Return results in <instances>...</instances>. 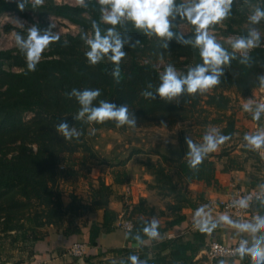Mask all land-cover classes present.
I'll return each mask as SVG.
<instances>
[{
	"label": "trees",
	"instance_id": "1",
	"mask_svg": "<svg viewBox=\"0 0 264 264\" xmlns=\"http://www.w3.org/2000/svg\"><path fill=\"white\" fill-rule=\"evenodd\" d=\"M19 2L24 3L25 8H42L47 13L81 26L90 32V40L95 35L92 22L96 21L102 36L108 35L107 30L114 28L113 39L118 37L121 41H128L122 48L126 55L120 61L121 72L117 82L112 75L116 65L111 61L110 53L99 63L91 64L85 55L90 51V46L88 44L84 46V38L82 39L80 34L76 36L57 34L50 29L47 22L34 20L25 10H20L18 1L0 0V13L17 12L33 27L40 29L41 35L47 31L51 36L59 37V40L51 42L44 49L35 70L28 68L26 54L18 45L0 50V239L8 240L21 250L28 249L33 254L34 245L43 241L47 235L44 228L55 227L62 236L84 235L89 244L93 245L101 233L112 231L113 223L117 219L118 214L108 206L112 189L102 181L97 187L90 188V206L92 210H102L101 221H92L88 224L86 220H77V215L73 216L71 210L76 209L73 207L76 201L78 208L85 206L75 194L64 195L58 183L66 174L74 173V168L69 165L71 164L69 158L76 151L72 141H76L77 138L66 140L56 131V125L66 121L82 134L89 126L106 129L119 127L111 120L102 124L89 123L86 117L83 120H75L74 116L79 112L81 105L74 96L70 98L68 93L73 89L82 91L98 88L101 95L93 101V105L99 106L100 100L113 102L117 106L127 103L130 112L137 118L136 126L158 123L162 118L169 117L188 119L185 111L191 112L202 94L199 92L195 95L189 94L185 89L170 102L160 99L159 96L157 99L145 98L142 92L146 90L155 93L162 82L160 80L162 73L152 63L140 62L137 59V51L148 43V46H152L157 52L184 56L186 59L192 58L193 64L178 74L184 76L189 68L203 63L200 49L194 47L196 31L181 33L177 28V22L182 17L174 13L169 17L172 19L170 31L174 33L172 40L159 37L158 41L150 44L148 34L136 28L128 19L114 26L104 22L101 19L102 6L98 0H84L86 7L57 4L53 0H47L46 4ZM175 3L190 7L182 0H175ZM235 4L236 0H232L230 9H233ZM84 14H88L89 19H86ZM15 30L19 35L22 32L19 28ZM239 32L243 38H248L249 31ZM27 35L28 33L24 32L23 37L26 38ZM178 36L191 40V43L187 45L177 43ZM165 43L168 47H164ZM131 44L136 46L133 48ZM225 50L234 58L230 63L220 66L223 71V75L219 77L220 83L211 88V92L204 94L206 104L220 109L226 106L227 98L223 93L215 92L216 90L235 88L241 95H245L254 88L264 87L261 82V77H264V45L253 47L247 54H238L228 48ZM15 67L17 70L13 69ZM208 74H211V69ZM149 83L153 85L151 88L148 87ZM187 107L191 109L187 110ZM29 113L30 116L27 115ZM248 119L260 125L262 116L260 114L257 120L249 114ZM234 130V121L228 119L222 130L223 135L232 136ZM184 149L181 148L176 157L161 156L160 162L151 161L146 164L147 169H152L154 177V183L150 187L156 189L161 197L172 198L165 206L166 210L172 213L171 218L165 222L164 227L159 226L160 234L169 228L180 226L185 221L181 209L193 205L187 195L188 183L193 181H202L206 185L217 183L214 176L215 163L210 156L206 155L202 163L196 168H191L189 161L192 157ZM62 154L67 158L62 157ZM89 155L94 157L92 151ZM226 156L229 164L235 162V156L227 154ZM63 162L66 164L65 168L60 165ZM123 163L120 162L116 166L121 167ZM171 169L175 171L177 178ZM127 180L128 174L124 168L116 172L115 183L121 184ZM64 197L70 200L65 203ZM250 211H255L260 216L264 215V197L251 201ZM158 213L164 214V211L160 210ZM153 214L154 208L140 199L133 206L131 212L133 228L125 233L124 247L112 250L118 255L117 258H107L97 263L131 264L129 256L135 255L141 260H146L147 264H196L194 258L208 245L207 231L202 233L197 230L191 234L190 239L174 237L156 242V239L149 238L144 232V228L151 222L149 217ZM84 228H87L86 232L83 231ZM260 235H264V231L257 233V236ZM137 236L140 237L139 241L136 239ZM251 241L252 239L250 244ZM87 255L88 261L90 258L101 256V254L91 256L89 252ZM224 264H251V258L245 256L241 259L236 254Z\"/></svg>",
	"mask_w": 264,
	"mask_h": 264
},
{
	"label": "rangeland",
	"instance_id": "2",
	"mask_svg": "<svg viewBox=\"0 0 264 264\" xmlns=\"http://www.w3.org/2000/svg\"><path fill=\"white\" fill-rule=\"evenodd\" d=\"M19 1L37 3V0ZM53 1L57 4L81 5V0ZM182 1L188 3L190 6L193 3L198 2V0ZM46 2L47 0H42V3L40 4H46ZM257 8L264 10V1L236 0L235 6L233 9H230L229 15L226 19L209 26V34L213 35L216 41L221 44L224 49L228 48L229 50L238 54H247L253 48L249 47L247 49H233V42L242 37L239 30H247L250 32V30L255 29L260 36L259 45H264V19H261L258 24H253L249 20V17ZM24 10L30 14L34 20H42L47 22L50 29L57 34H71L73 36L80 34L81 38H84V46L87 45L85 40H90V32L88 30L82 29L81 26L73 24L66 19L54 16L51 13H47L42 8L32 9L28 7ZM105 10L106 12L110 11V8ZM83 16L86 19H89L88 14H84ZM123 20H127V18H122L120 23L123 22ZM171 20L172 19L169 18V21ZM32 27L33 26L31 23H29L17 12L9 11L0 13V50L10 49L17 46V34L15 28H19L22 31L20 35L23 37L24 32L28 33L29 29ZM177 28L183 34H187L192 30L196 31V26L190 23L186 17H182V19L177 22ZM27 36L25 39H27ZM147 38L151 44V42L158 41L159 37L155 35H148ZM165 38L167 37H164V39ZM137 59L140 62L152 63L162 74L169 64L174 65L178 74L182 73L193 64L191 61L192 58L186 59L184 56L169 55L168 53L165 54L161 51L157 52L152 46L149 47L148 43L142 46L141 50L137 51ZM13 69L17 70L16 67ZM207 92H211V89H209ZM207 92L201 95L200 101L194 108L191 109L190 107H187V110L191 109V112L185 111L187 112L188 116V119L185 120L178 119L176 117H169L167 119L162 118L160 120L161 122L152 123L150 125L136 126L134 128L128 125L119 127L117 129L95 128L94 126L87 127L85 133H83L76 141H72L76 146V151L73 152L70 155L71 158H69L71 163L69 165L70 167L74 168V173L70 176L77 183V191L78 175L82 178H89L87 179V181H89L88 187L86 188L88 191L85 192L89 197L90 188L92 187V182L90 183V180L92 179L91 177L98 176L97 180L99 181L102 180L101 177L104 178L105 175L110 176V171L108 170L111 169V166H115L120 162H124L130 155L131 158H134V160L136 159L138 163L147 169L146 164L148 162H160L161 156H167L168 158L176 157L180 149L183 147L185 148L184 150L187 152V154H189L191 149L185 141L186 136L193 141L194 145L199 147L204 143L203 136L206 132L212 134L213 136L223 135L222 130L226 126L228 119H232L235 124L233 135L227 136L229 138L225 140L223 144L219 145L216 151L211 152L208 155L210 157L222 155L224 159L226 154L237 156L239 161H241L242 164L246 166V168H248L252 174H254V178L257 183L264 182V147L260 148L259 150H253L252 145L244 139L245 134L254 136L259 134L258 132L261 133L264 131L263 118L260 125L248 119L249 114L254 115L258 106L260 104H264V87L254 88L245 95H241L235 88L216 90L215 92L223 93V95L227 98V104L223 109L216 108L205 103L206 97L204 94ZM245 105L249 107V111L244 110ZM260 114L261 116H264V112H261ZM27 115L30 116V113ZM81 144L83 145L81 146ZM160 150L164 153H160ZM90 151H92L94 157L89 155ZM132 153L135 154L132 155ZM154 153H157L159 157L158 159L155 158ZM65 154H62L61 156H64ZM81 154L84 156V158H86L85 162L78 161V158L81 156ZM189 156L191 157L190 154ZM147 170L152 173V169L148 168ZM171 172L174 177L177 178L173 169H171ZM60 180L61 178L59 179L58 185L60 184ZM99 182L95 187L99 185ZM81 185L83 186V184ZM59 188L60 190H63H61V192L64 194L65 190L63 187L59 186ZM187 195L193 204L191 205V209L197 210L203 206L202 213L204 214L206 212V214L202 217L203 219L214 218L218 214L216 212L221 211L219 206L213 207V209L210 210V205H208L206 200L196 196L195 193H190L189 189ZM69 200V198L64 197L65 203ZM165 200L166 201L164 204L166 205L169 200H172V198L168 197L165 198ZM84 206L85 207L80 206L78 208V201L74 203L73 207L76 209L71 210V212L73 213V216L77 215V220H84L86 219L88 212L92 213V206H88L87 204H84ZM184 210L190 209L184 207L181 209V212H184ZM168 214L172 213L168 211ZM44 229L56 231L55 227H45ZM211 238L209 241L213 239L218 240L215 237ZM9 246L11 247V245H6L7 249ZM4 258H8L11 264L17 261L15 257L14 259L6 257V254H4ZM204 260H206L208 264L210 263L207 260L205 253Z\"/></svg>",
	"mask_w": 264,
	"mask_h": 264
},
{
	"label": "clouds",
	"instance_id": "3",
	"mask_svg": "<svg viewBox=\"0 0 264 264\" xmlns=\"http://www.w3.org/2000/svg\"><path fill=\"white\" fill-rule=\"evenodd\" d=\"M42 3V0H37V4ZM101 7V19L111 25H117L122 18H127L132 21L136 28L144 30L145 34L155 35L157 37H167L169 41L172 40L174 33L170 31L171 24L169 17L179 14L181 17H186L190 23L196 26V39L194 47L200 49V56L203 60L202 64H197L194 68H189L187 74L184 76L178 75L174 65L169 64L164 73L160 76L162 81L155 93L143 91L142 95L145 98L165 99L170 102L174 97L182 94L185 89L187 93L195 95L197 92L203 94L209 89L220 83L219 77L223 75L220 68L222 64L230 63L234 57H230L229 53L219 44L213 35H210L208 28L211 25L219 23L226 19L229 15L232 0H198L190 7L184 5H176L175 0H98ZM81 6L86 7L84 0H81ZM104 6H110V11L105 10ZM20 10L25 9V4L19 2ZM261 19H264V10L257 8L249 17L253 24H258ZM94 30V38L85 40L90 46V51L85 53L88 61L91 64H97L105 56L110 55L111 61L116 65L112 71L113 77L119 82L120 78V61L126 55L122 48L124 43L128 41H121L118 37L113 39L114 28L108 29V35L102 36L100 28L96 21L92 22ZM83 39V37H82ZM59 40V37L51 36L47 31L41 35L40 29L32 27L28 31L27 39L21 35H16V43L20 50L26 54L28 68L35 70L36 64L39 62L44 49L53 41ZM260 41L259 33L252 29L249 32L248 38H239L232 44L233 49H247L249 47H258ZM176 42L187 45L191 40L185 39L183 36L176 37ZM138 44L139 41H136ZM135 47V44H131ZM164 47H168L165 43ZM247 58H245L246 61ZM242 61V62H245ZM211 69V74H208ZM261 82L264 84V77H261ZM153 85L148 84L151 88ZM101 95L100 89H73L68 96L75 97L81 108L74 116L75 120L87 119V122L104 123L106 121H115L117 127L128 125L136 127L137 118L130 112L127 103L117 106L113 102L100 100L99 106H94L93 101ZM245 111H249L247 105L244 106ZM264 112V104H260L253 118L259 119L260 113ZM56 131L61 133L66 140H71L74 137L79 138L82 132L76 127L70 126L66 121L60 122L56 125ZM229 137L224 135L213 136L206 132L203 136V145L197 147L189 137H185V141L191 149L190 155L192 159L189 161L191 168H196L206 155L217 150L218 146L223 144ZM244 139L252 145L253 150H259L264 147V133L257 135L245 134ZM240 207L246 208V200L239 201ZM203 212V206L196 211V215L200 216ZM253 222L239 223L231 219V217L222 215L220 221L232 225L238 229V232H249L253 239L251 244L247 240L242 239L236 249L237 254L241 259L245 256L251 258V264H264V235L257 236V233L264 231V217H254ZM211 225V227H209ZM218 226L217 222H211L207 218L198 221L199 231L204 233L212 231ZM159 221L153 218L149 224L144 228V232L151 239H157L160 235ZM136 239L139 241L140 237ZM129 260L131 264H147L146 260H141L138 256L130 255ZM220 264H224L220 261Z\"/></svg>",
	"mask_w": 264,
	"mask_h": 264
},
{
	"label": "crops",
	"instance_id": "4",
	"mask_svg": "<svg viewBox=\"0 0 264 264\" xmlns=\"http://www.w3.org/2000/svg\"><path fill=\"white\" fill-rule=\"evenodd\" d=\"M262 118L264 119V116H262ZM261 133H264V131H262ZM160 153L164 152L160 150ZM133 154L135 153H132V155ZM154 155L156 159L159 158L157 153H154ZM82 158L83 155L81 154V156H79L78 158V161L85 162L86 158ZM128 158H126L121 167H118L116 165L111 166V169L108 170L110 171V176L105 175L106 178L104 176V178L101 177L102 180H99L110 185L112 189V195L108 204L109 208L114 210L119 216L121 210L123 209L122 193L125 187L128 186L130 188V199L132 200L133 206L136 205L140 199L145 200L148 206L154 208V214L149 217V220L151 221L153 218H155L159 221V226L164 227L165 222L171 218L170 214H168V211H166V205L164 204L166 201V197H161L160 195H158L156 189L150 187V185L154 183L153 174L149 172L145 167H143L140 163H138L136 159L134 160V158H131V155L128 156ZM210 159L215 163L214 176L217 180V183L215 185H206L202 181H193L186 185L190 193H195L196 196L206 200L208 205H210V210L213 209V207H220L221 202L227 200V198L233 194L235 188H249L259 184V182L257 183V181L255 180L254 174H252V172H250V170H248V168H246V166H244L242 162L239 161L237 156H235V162L233 164H229L227 162V156L225 157V159L222 155H218V157L212 156L210 157ZM60 165L63 168L66 167L65 162L61 163ZM121 168H124L126 170L128 174V180L121 184L115 183V174ZM91 178V185L96 186L99 182L97 180L98 176H94ZM87 179L89 178H82L78 175L77 191L76 181L73 180L70 174H66L61 178L59 186L63 187V189L65 190L66 193L64 192V194L73 193L77 195V197L83 204H87L88 206H90V195L88 197V194L85 193L88 191L86 190L89 181H87ZM81 184H83V186ZM191 207L192 206L187 207L190 210H184V212H182L185 215V221L178 227H172L164 231L156 239V242H160V240H162L163 238L174 237L190 239L191 234L199 230L198 221H201L200 219H203L202 217L206 214L205 212L204 214L201 213L200 216H197L195 214L197 210L191 209ZM160 210H163L164 214H159L158 212ZM216 213H218L216 217L211 219L207 218L210 221L218 223V226L215 229H213L212 231H207V243H209L208 241L211 237H215L218 239V241L224 244H233L239 236V232H237V230L235 229L236 227L219 222L220 217L222 215H225L222 210L219 212L217 211ZM257 216H260L257 214V212L250 211L247 222L254 223L255 221L253 218ZM261 217H264V215H262ZM101 218L102 210L94 209L92 210V213H87V220L84 219V221L86 220L88 221V224H90L92 221H101ZM114 224L115 222L113 223L112 231L108 233H101L96 243L93 244L94 247L89 250V255L94 256L96 254H101V256L90 258L89 261L86 260V255L88 253L82 258H75L65 254L67 248L74 241L89 243L86 236L78 235L66 237L62 236L60 231L44 229L47 231V235L43 241L37 242L34 245L33 254H31L28 249L21 250L16 247V245L10 244L8 240L0 239V264H11L8 258H4V254H6V257L13 259L15 257L17 259V261H15L13 264H38L39 262L43 264H88V262L98 264L97 262L99 260H106L107 258L115 259L118 255L112 252V250L124 247L125 233L117 229ZM83 231L86 232L87 228H84ZM244 234L250 237V239H253L251 233L244 232ZM7 244L11 245V247L9 246L8 249L6 247ZM17 246L20 245L17 244ZM194 261H196V264H208L207 261L204 260V249L200 250V252L194 258Z\"/></svg>",
	"mask_w": 264,
	"mask_h": 264
},
{
	"label": "built area",
	"instance_id": "5",
	"mask_svg": "<svg viewBox=\"0 0 264 264\" xmlns=\"http://www.w3.org/2000/svg\"><path fill=\"white\" fill-rule=\"evenodd\" d=\"M264 197V183H259L256 186L249 188H235L233 194L227 198V200L221 202L220 207L222 212L231 217L232 220L237 221L239 223H246L249 212H250V202L253 200H258ZM246 200L247 207H240L239 201ZM122 202L123 209L121 210L117 220L115 221L114 226L127 233L132 230L133 222L131 217V212L133 209V203L130 199V188L128 186L125 187L122 193ZM238 232V229L235 228ZM244 239L247 240L250 244V239L244 232H239V236L235 240V242L231 245L224 244L218 240L209 241L207 247L204 249V253L207 257V260L210 264L214 262L220 263V261L226 262L230 258L234 257L237 252L236 249L239 246L240 241ZM94 246L86 243L75 241L73 242L66 250L65 254L75 257L82 258L85 256L90 249ZM43 264V263H38Z\"/></svg>",
	"mask_w": 264,
	"mask_h": 264
},
{
	"label": "water",
	"instance_id": "6",
	"mask_svg": "<svg viewBox=\"0 0 264 264\" xmlns=\"http://www.w3.org/2000/svg\"><path fill=\"white\" fill-rule=\"evenodd\" d=\"M134 246H137V244H133Z\"/></svg>",
	"mask_w": 264,
	"mask_h": 264
}]
</instances>
